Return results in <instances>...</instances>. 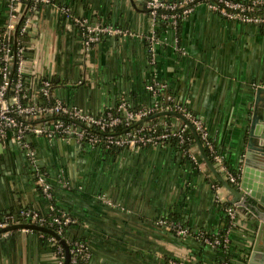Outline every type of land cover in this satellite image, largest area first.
I'll return each instance as SVG.
<instances>
[{"label":"crops","instance_id":"0c3cea01","mask_svg":"<svg viewBox=\"0 0 264 264\" xmlns=\"http://www.w3.org/2000/svg\"><path fill=\"white\" fill-rule=\"evenodd\" d=\"M146 1L54 0L28 8L21 0L12 10L9 0H0V31L13 13L29 18L22 71L33 89L49 78L53 97L93 112L120 98L132 105L173 100L197 113L224 160L241 171L256 89L264 85V24L232 20L200 3L180 24L169 19L161 27ZM62 7L74 18L122 26L134 35L106 36L86 46ZM149 83H158L163 94H153ZM172 123L184 126L177 116ZM257 126L264 133V120ZM30 141L32 153L11 137L0 140V213L22 207L52 212L34 176L44 168L57 211L73 218L64 237H84L87 264H209L220 256L200 235L220 229L232 194L216 183L198 146L187 153L171 141L112 149L45 136ZM250 152L264 166L261 151ZM236 208L229 243L234 264H244L259 219L250 206ZM171 214L190 232L180 235L158 222ZM43 232L0 234V264H58L53 241Z\"/></svg>","mask_w":264,"mask_h":264},{"label":"built area","instance_id":"2783aa9c","mask_svg":"<svg viewBox=\"0 0 264 264\" xmlns=\"http://www.w3.org/2000/svg\"><path fill=\"white\" fill-rule=\"evenodd\" d=\"M21 0H9L10 7L15 10L16 4ZM42 2H54V0H39ZM147 8L154 20L158 17L168 18L174 25L178 24L179 19L186 18L190 15L195 7L204 3L209 8L222 14L223 16L232 19L240 20L247 23L264 24V0H147ZM63 11L68 17L71 16L70 10L67 7H62ZM165 9L170 12H160ZM23 16V15H22ZM22 16L13 13L12 18L8 21L6 27L0 31V140L11 137V139L22 147L26 152L32 153L31 141L32 136H45L48 139L61 138L64 140H74L79 143L103 145L106 148L114 146H136V145H150L162 144L169 142L172 136H179L181 141L184 140L182 132L184 127L180 129H166L160 132L156 131L155 126L145 127L141 126L137 129H126L122 133L108 132L113 126L125 122L126 125L134 120L140 119L143 116L153 112L158 102L153 105H147V108H140L138 110L131 109L132 105L129 100L123 98L118 104L117 110L123 112V117L116 115L112 110L114 106L107 107L99 112H93L82 109L75 105H69L59 98L52 95V81L49 78L41 79L36 89L30 85H26L23 80V63L25 60V53L27 52V45L25 43V35L28 28L29 18L26 17L23 25L20 27L21 37L19 38V47L14 50L11 42L18 39L15 31ZM73 20L80 28L83 42L86 46L100 41L106 36H128L134 35V32L128 28L110 24V23H93L91 24L87 18L77 17ZM149 47L150 58L154 61L153 42ZM13 63L17 64L18 77L13 84V93L8 94V87L12 79L9 77V72ZM147 88L153 94L159 93V87L154 83H149ZM180 108H185L179 105ZM167 107H160L159 109H166ZM158 109V110H159ZM186 115L192 118L193 123L197 129L203 130V138L215 159V165L225 173V176L232 183H238L239 179L230 171L229 167L224 162V157L217 151L214 144L209 139L207 127L205 129L204 122L198 116L191 113ZM124 118V120H123ZM165 122V121H164ZM156 125V124H155ZM99 131L107 132L101 135L99 132H94L91 128ZM189 153V149L187 150ZM192 157V156H191ZM195 156H193V159ZM38 185L41 186L43 194L51 199L53 185L49 180V174L41 168L35 169V177ZM55 210V206L51 203V211ZM225 212L231 219V227L223 239L200 236L211 245L229 243L230 230L232 226L237 224V208L229 205L225 207ZM20 214L31 221L39 224L56 225L59 231H63L64 227L73 221L69 215L52 214L43 215L36 210L28 207H22ZM17 220L13 219L12 214L4 215L0 220V228L8 224L14 223ZM159 223L166 225L168 228L174 230L177 234H187L189 229L174 221H168L166 218H160ZM5 231L1 234H7ZM52 239V238H51ZM75 246L71 249L72 256L69 264H87L88 263V247L85 243L75 240ZM56 253L59 256L58 264H62L64 260V251L61 246H58ZM78 253H82V258H86L81 262ZM223 264H227L226 262Z\"/></svg>","mask_w":264,"mask_h":264},{"label":"trees","instance_id":"16d2710c","mask_svg":"<svg viewBox=\"0 0 264 264\" xmlns=\"http://www.w3.org/2000/svg\"><path fill=\"white\" fill-rule=\"evenodd\" d=\"M26 1L27 5H28V8L32 7L33 5L35 4H41V3H44L42 1H39V0H24ZM160 12H170L169 10H159ZM26 14H24L19 23H18V26H17V29L15 31V34H16V37L18 39H16L15 41L11 42V46L13 47L14 50H16L18 47H19V38L21 37V33H20V27L23 25L24 21H25V18H26ZM182 21V19H179L178 20V24H180V22ZM156 23L160 24L161 27L162 26H165L169 23V19L168 18H161V17H158L157 20H156ZM177 24V25H178ZM151 41L149 40L148 41V46L150 47L151 46ZM26 55V53H25ZM9 77L12 79L11 81V84L9 85L8 87V94H12L13 93V84L14 82L16 81L17 77H18V70H17V64L16 63H13V66L11 67V70L9 72ZM23 80L25 81V84L26 85H29L28 83V79H26V75L23 74ZM156 87H159V84L158 83H154ZM160 95L163 94V91L160 90L159 91ZM122 101V99H118L116 105L113 107V111L116 113V115H119V116H122L123 117V112L120 110L118 111L117 110V106L118 104ZM169 106L170 110H175V111H178V112H181L183 114L186 115V113H191L192 115L194 116H197V113L193 110H189L188 108H180L179 107V104H175L173 100L171 101H168V102H162V101H159L157 106H155V110L153 112H150L149 114L143 116L142 118L140 119H137V120H134L133 122L129 123L128 125L125 124V120L123 118V122H121L120 124L116 125V126H113L111 128V130H109L108 132H111V133H122L124 130L126 129H137L141 126H145V127H150V126H155L156 127V131L157 132H160V131H163V130H170V129H180L181 127H177L175 126L173 123H172V118L173 117H176L174 115H171V114H164V115H158V116H151L153 113H155L156 111H158V109L160 107H167ZM131 109H134V110H138L140 108H147V105L146 104H137V105H131L130 106ZM160 110V109H159ZM148 116H151V117H148ZM187 116V115H186ZM188 117V116H187ZM189 120L191 121V124H189L188 122H186L185 120H183V123H184V131L182 132L183 134V137H184V140L181 141L180 137L179 136H172L170 137L168 140H170L172 143H174L178 149H180L181 151H186L192 146V145H195V146H198L199 142H201V144L203 145L207 155L209 156V158L211 159V161L215 164V159H214V156L212 154V151L210 150L209 146L206 144L204 138H203V130L202 129H197L195 124L193 123L192 121V118L188 117ZM165 121V122H164ZM156 124V125H155ZM205 125V124H204ZM205 129H206V126H205ZM92 131L94 132H99L101 135H105L107 132L105 131H99L95 128H91ZM209 139L211 140L212 144H214L215 148L217 149L216 147V144L215 142L212 140L211 136H209ZM116 146H112V148H115ZM218 151V149H217ZM225 164L227 166H229L230 168V171L239 179L240 178V174H241V171L240 169H237V168H233L231 167V165L229 164L228 161L224 160ZM217 168H218V165L216 164L215 165ZM42 170L45 171L44 168H41ZM218 171L219 173H221L224 177H226L228 179L227 176H225L224 172L222 170H220L218 168ZM34 176H35V173H34ZM37 178V176H36ZM229 180V179H228ZM215 181L217 184L219 185H222L221 181L215 176ZM230 181V180H229ZM231 182V181H230ZM232 183V182H231ZM38 188H39V191L41 193H43V191L41 190V186L38 185ZM52 198L50 199L51 203L55 206L56 204V201H55V193H54V190H52ZM231 206L233 205L232 203L230 202H226L224 204V208L227 207V206ZM21 209V208H20ZM20 209L19 210H11L10 212H1L0 213V220L3 219L4 215L6 214H12L13 215V219L15 220L16 217L18 216V219L19 221H22V222H25L27 221V218L24 217L22 214H20ZM52 214H56V215H59L60 213L57 211L56 209V206H55V210L52 211ZM62 214V213H61ZM166 219L168 221H174L176 223H179L181 224V222L178 220V217H176V215L174 214H171L170 216L166 217ZM223 224L222 226L220 227V229L215 232V233H205L202 234L203 237H208L210 239H214V238H220L222 241L227 233V230L231 227V219L229 217V215L226 213L224 219H223ZM43 225H46V226H49V227H52L54 229L57 230L58 233H60L63 237H64V230L66 228V226L64 227L63 231H59L58 230V227L56 225H50L48 223L46 224H43ZM182 225V224H181ZM184 226V225H182ZM185 227V226H184ZM236 226H232V228H235ZM1 229V228H0ZM39 231V230H37ZM231 231V230H230ZM43 232V231H41ZM44 234H46L48 237L52 238V241H53V245H52V248L56 251L57 247L58 246H61L63 251H64V254H65V249H64V246L62 245V243L60 242V240H58L55 236L47 233V232H43ZM75 240H79L83 243L86 244V241L84 239V237H77L71 241H68L69 242V247H70V252H71V249L75 246L74 242ZM214 248L216 251L219 252V257L215 258L211 263L209 264H223V263H227V264H234V261H235V253L234 251L232 250L231 246H230V243H227L226 245H224L223 243L222 244H215L214 245ZM223 254V257L221 256ZM71 256H72V252H71ZM78 256L80 258V261L83 262L86 260V258H82V253H78ZM248 257H246L244 259V264H248Z\"/></svg>","mask_w":264,"mask_h":264},{"label":"water","instance_id":"95a60500","mask_svg":"<svg viewBox=\"0 0 264 264\" xmlns=\"http://www.w3.org/2000/svg\"><path fill=\"white\" fill-rule=\"evenodd\" d=\"M261 93L264 95V85L258 86L256 89L255 104L252 115L250 116L251 126L248 130L247 145L249 150L247 152L246 159L244 160L238 183H231L226 177L219 173L218 168L207 155L201 142L198 143L200 152L204 160L206 161L208 167L210 168L211 172H213V174L221 181L222 186L228 189L229 192L232 194V198L230 201L234 203L235 206L242 209L243 205L250 206L254 210H256L258 214V229L248 259V264H264V166L262 162H253V160L251 159L250 152V149L255 147L260 150L262 156H264V133L260 134L258 132L257 126V123L260 119L262 121L264 120V96H262ZM164 114H171L177 116L191 124V121L185 114L175 110H170L168 108L158 110L151 116H158ZM259 138H261L262 140H258ZM16 220V222L8 224L5 227L1 228L0 234L5 231L20 228H30L47 232L55 236L58 240H60V242L64 246L65 254L62 264L70 263L71 252L69 242L65 237L58 233L56 229L33 222L31 221V219H28V221L26 222H21L19 221L18 216L16 217Z\"/></svg>","mask_w":264,"mask_h":264}]
</instances>
